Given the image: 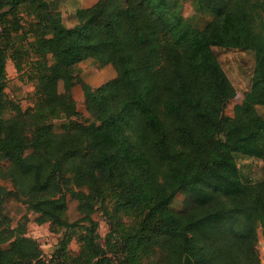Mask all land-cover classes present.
I'll return each mask as SVG.
<instances>
[{
  "label": "trees",
  "instance_id": "16d2710c",
  "mask_svg": "<svg viewBox=\"0 0 264 264\" xmlns=\"http://www.w3.org/2000/svg\"><path fill=\"white\" fill-rule=\"evenodd\" d=\"M200 1L212 14L202 29L166 0H123L106 29L97 3L78 8L76 24L66 27L46 0H0V158L8 161L0 178L13 181L17 190L7 193L37 223L60 233L44 259L26 222L11 227L1 215L0 264H149L159 252L165 264H262L264 178H243L238 159L264 163L257 109H264V35L253 31L244 0ZM24 5L37 17L27 77L46 95L45 104L25 109L5 91L7 58L23 69L16 16ZM214 48L253 57L231 119L224 109L235 88ZM70 58L111 65L115 76L100 90L85 87L89 121L68 118L55 130L54 113L74 103ZM181 190L184 205L173 211ZM69 195L80 213L74 222L66 216ZM96 210L109 225L105 247ZM79 225L81 251L68 256Z\"/></svg>",
  "mask_w": 264,
  "mask_h": 264
},
{
  "label": "rangeland",
  "instance_id": "374dc122",
  "mask_svg": "<svg viewBox=\"0 0 264 264\" xmlns=\"http://www.w3.org/2000/svg\"><path fill=\"white\" fill-rule=\"evenodd\" d=\"M51 10L58 11L61 16V22L66 27H72L76 24L77 19L75 12L78 8H83L97 3L100 8L102 23L106 29L111 25L112 15L115 13L123 0H46ZM170 10L179 11L184 20L193 27L202 29L211 19V12L203 5L200 0H166ZM245 9L252 12L253 31L258 35H264V0H244ZM17 22L20 24L19 33L23 32L24 36L20 40L23 61V69L18 70L13 60L8 57L6 60V88L7 95L15 102L21 105L23 109L27 107H35L46 103V95L42 91V82L38 80L28 79L27 73L32 70V60L36 58V54L32 52L29 46L33 41L34 35L29 31L30 24L37 20L35 14L31 12L26 5L21 6L17 11ZM22 33V34H23ZM28 50V54L26 51ZM214 51L220 61L222 67L228 77L233 82L235 90L226 96V104L224 109V119L235 117L239 111V106L243 93L247 90V80L249 79V71L253 64L251 53L237 49L227 51H219L214 48ZM8 54H10L8 52ZM74 65L76 79L72 87L74 103L70 105L66 112L60 114L54 113L53 122L55 130L60 129V124L68 118H77L80 122H87L91 119L87 111V103L84 98V89L88 85L93 89L100 90L103 83L115 76V70L111 65H100L94 59H84L80 62H75L69 59ZM62 89L61 83L59 90ZM259 113L264 116V109L257 107ZM74 112H79L78 117H73ZM8 161L0 158V170L6 167ZM238 165L243 178L259 180L264 178V163L260 159L241 157L238 159ZM17 190L11 179L0 178V216L5 215L10 222L11 227L17 226L19 222H26V234L35 238L42 250L43 257L49 259L55 250L60 233H54L50 230L48 223L39 224L36 222V213L27 211L26 206L18 198L9 195L7 192ZM187 193L183 190L178 191L170 205L173 211L182 209ZM67 219L70 222L77 221L80 218V213L77 210V201L68 196V207L66 211ZM93 218L98 223L99 243L105 247L106 234L109 231L107 219L102 211L96 210ZM83 224V223H80ZM82 225L75 227L74 231L70 232L71 238L68 243V256H76L81 251L82 241L79 239L82 232ZM4 246H8L6 243ZM257 249L259 257L264 264V234L263 229L258 228ZM149 264H165L164 254L159 252L149 260Z\"/></svg>",
  "mask_w": 264,
  "mask_h": 264
},
{
  "label": "built area",
  "instance_id": "2783aa9c",
  "mask_svg": "<svg viewBox=\"0 0 264 264\" xmlns=\"http://www.w3.org/2000/svg\"><path fill=\"white\" fill-rule=\"evenodd\" d=\"M45 259V258H44Z\"/></svg>",
  "mask_w": 264,
  "mask_h": 264
}]
</instances>
